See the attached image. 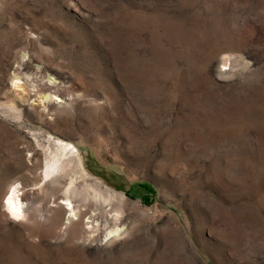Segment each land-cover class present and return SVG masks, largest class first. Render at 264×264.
<instances>
[{"label": "rangeland", "instance_id": "374dc122", "mask_svg": "<svg viewBox=\"0 0 264 264\" xmlns=\"http://www.w3.org/2000/svg\"><path fill=\"white\" fill-rule=\"evenodd\" d=\"M0 264H264V0H0Z\"/></svg>", "mask_w": 264, "mask_h": 264}, {"label": "bare ground", "instance_id": "6f19581e", "mask_svg": "<svg viewBox=\"0 0 264 264\" xmlns=\"http://www.w3.org/2000/svg\"><path fill=\"white\" fill-rule=\"evenodd\" d=\"M17 85H20V84H17ZM59 146H60L62 151H65L69 147V142H64V141L62 142L59 140ZM57 169H58V159H53V160H49L45 163L42 171H43V175L45 177L50 175L51 181L53 183H57L59 185L61 179L59 178V174L57 172L58 171ZM40 187L42 188V186H40ZM21 192L19 191V188L17 187V185L15 183V185L10 186L6 190V192L4 193L3 205L8 209V213L14 219L22 218L26 215V210H27L26 201L20 195V194H22ZM59 201H60V203L65 204V206H66L65 208L68 209L69 211L74 210V208H75L74 204L66 196H62ZM71 216H73L75 218V212L73 214H72V212H71V214H68V217H71Z\"/></svg>", "mask_w": 264, "mask_h": 264}, {"label": "trees", "instance_id": "16d2710c", "mask_svg": "<svg viewBox=\"0 0 264 264\" xmlns=\"http://www.w3.org/2000/svg\"><path fill=\"white\" fill-rule=\"evenodd\" d=\"M144 199H146V198H144Z\"/></svg>", "mask_w": 264, "mask_h": 264}]
</instances>
